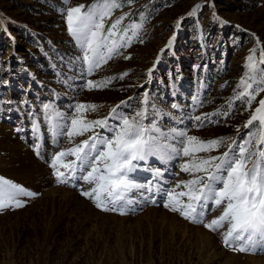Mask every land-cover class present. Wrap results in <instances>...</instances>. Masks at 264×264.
Segmentation results:
<instances>
[{"label":"rangeland","instance_id":"1","mask_svg":"<svg viewBox=\"0 0 264 264\" xmlns=\"http://www.w3.org/2000/svg\"><path fill=\"white\" fill-rule=\"evenodd\" d=\"M97 2L0 0V179L38 194L22 197L25 207L0 213V264H253L251 257L264 253L231 251L220 232L170 212L158 195V205H153L143 202L147 193H132L130 210L119 215L101 211L82 196L81 189L91 187L82 180L75 181L78 187L71 186L73 181L58 183L51 161L73 144L57 134L62 129L48 119L45 106L65 117L64 123H70L79 104L97 106L85 113L88 121L105 119L117 105L122 114L132 116L144 107L147 91L146 125L157 120L165 132L176 129L203 141L224 137L230 138L228 143L240 142L250 131L245 123L264 99L261 92L251 108L234 99L253 49L260 67L264 0H120L121 7L105 20V32L120 17L122 30L141 27L130 46L89 75L64 13L79 5L87 11ZM197 5L201 7L193 13ZM108 80L102 88L87 86L88 81ZM88 135L74 137V143ZM17 142L41 166V176L34 165V175L16 180L20 163L10 161L17 159ZM49 146L45 157L42 150ZM182 163L183 158L167 164L150 159L152 167L163 170L164 187L191 178L181 171ZM134 175L142 184L152 178L149 171ZM219 214L217 210L206 219Z\"/></svg>","mask_w":264,"mask_h":264},{"label":"snow or ice","instance_id":"2","mask_svg":"<svg viewBox=\"0 0 264 264\" xmlns=\"http://www.w3.org/2000/svg\"><path fill=\"white\" fill-rule=\"evenodd\" d=\"M120 7V0H98L87 11H84V5H79L64 13L67 30L82 50V60L89 75L119 54L121 48L130 46L141 27L133 24L122 30L119 26L124 17H120L105 32V20L110 19L114 10ZM200 7L197 5L193 13ZM129 33L132 35L129 36ZM171 44L172 40L169 47ZM255 53L253 49L248 57L246 72L238 83L234 98L243 101L249 108L264 92V51L260 53V67H257ZM152 71L148 72L149 78ZM110 83V80L99 84L88 81L87 86L91 90ZM142 103L144 107L132 116L122 114L117 105L108 117L94 121H88L85 113L96 111L97 106L79 104L75 106V115L70 123H64L65 117L54 115L45 106L48 119L55 120V127L62 129L57 134L66 135L69 143L73 144L58 152L51 161L57 182L69 184L73 181L71 186L78 187L75 181L82 180L84 184L91 185L87 190L81 189L82 196L92 200L101 211L119 215H125L130 210L132 193H147L143 195V202L153 205H158V195L163 207L170 212L208 231L220 232L222 243L231 251L264 253V99L259 100L244 125L250 131L240 142L233 139L231 143H228L230 138L203 141L188 136L185 131L172 129L165 132L157 120L146 125L144 121L148 119L149 107L147 91ZM152 107L154 109V105ZM172 107L178 108V105L173 104ZM195 119L200 121L201 117ZM109 120L114 123L109 124ZM33 127L35 130L36 126ZM253 127L255 132L251 131ZM98 128L104 133L97 132ZM86 133L91 135L74 143V137ZM222 147L225 150L219 155H200L219 151ZM67 157L74 159L69 161ZM153 157L162 164L183 158L181 171L191 178L180 181L174 187H164L163 170L150 165ZM141 170L152 174V178L143 184L138 183L134 175ZM37 195L23 186L0 179V213L23 208L26 201L22 197L34 199ZM217 210L220 212L218 216L206 219L208 214ZM221 229L224 231L221 232Z\"/></svg>","mask_w":264,"mask_h":264},{"label":"bare ground","instance_id":"3","mask_svg":"<svg viewBox=\"0 0 264 264\" xmlns=\"http://www.w3.org/2000/svg\"><path fill=\"white\" fill-rule=\"evenodd\" d=\"M5 132V131H4ZM11 135V134H10ZM16 140V139H15ZM17 141V140H16ZM9 144V143H8ZM14 147L16 148V154L18 155V156H16V158L17 159H13V160H11L10 162H13V163H16V162H18V170L16 171V174H15V176H16V180H21L22 178H28V177H30V176H32V175H34V174H32V172H31V166L33 167L34 165H35V168H36V170L38 169V167H41L39 164H37V162H36V160L34 159V157H33V155L30 153V152H28V150L27 149H25V147L24 146H22L20 143H14ZM52 147H44L43 148V150L42 151H44V153H45V151L47 152L48 150H50ZM9 149V148H8ZM43 156H45L46 157V153H45V155H43ZM24 159L25 160V162H22V160ZM23 160V161H24ZM41 169V168H40ZM33 170V169H32ZM37 171H39V170H37ZM42 171H43V169L41 170V171H39L38 172V175L39 176H41V173H42ZM160 217V216H159ZM175 220V219H174ZM197 231V230H196ZM198 232H200V231H198ZM257 253H260V252H257ZM251 260H252V262L251 263H264V256L263 257H261V258H256V256H255V258L254 257H251ZM253 263V264H254Z\"/></svg>","mask_w":264,"mask_h":264}]
</instances>
